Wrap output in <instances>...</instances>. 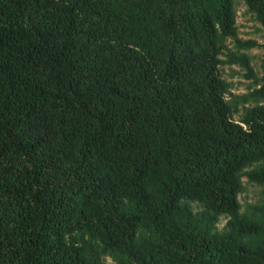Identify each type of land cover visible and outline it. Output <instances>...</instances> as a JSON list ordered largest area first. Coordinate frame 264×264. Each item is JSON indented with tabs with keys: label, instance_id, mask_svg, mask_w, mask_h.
Instances as JSON below:
<instances>
[{
	"label": "trees",
	"instance_id": "trees-1",
	"mask_svg": "<svg viewBox=\"0 0 264 264\" xmlns=\"http://www.w3.org/2000/svg\"><path fill=\"white\" fill-rule=\"evenodd\" d=\"M242 1L260 44L234 0H0V264H264V0ZM220 63L252 83L237 120Z\"/></svg>",
	"mask_w": 264,
	"mask_h": 264
},
{
	"label": "rangeland",
	"instance_id": "rangeland-1",
	"mask_svg": "<svg viewBox=\"0 0 264 264\" xmlns=\"http://www.w3.org/2000/svg\"><path fill=\"white\" fill-rule=\"evenodd\" d=\"M235 9V25L236 36L240 39H253L257 44L263 41L262 29L259 23L255 20L253 14L246 9L242 0H234ZM228 47L231 46L227 40ZM249 57L250 64L256 76L260 75V57L261 49L258 45L242 50ZM224 57H221L223 60ZM219 76L228 83L227 92L224 94L225 99L233 101L232 118L237 120L248 103L242 104L241 97L250 90L251 80L244 77L243 70L237 65L220 63L217 67ZM255 165V164H253ZM258 165V164H257ZM248 169V168H246ZM243 190L237 195L240 204V210H243L247 204L257 203L261 201L260 187L251 182H248L245 177L241 178ZM225 222L223 217H220L216 229L221 230ZM102 258L105 263L112 264L110 258L103 254Z\"/></svg>",
	"mask_w": 264,
	"mask_h": 264
}]
</instances>
